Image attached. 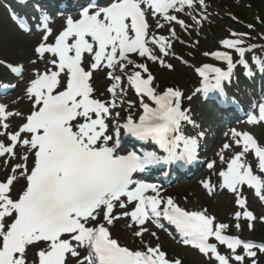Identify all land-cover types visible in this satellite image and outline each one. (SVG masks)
Returning a JSON list of instances; mask_svg holds the SVG:
<instances>
[{
  "label": "snow or ice",
  "instance_id": "obj_1",
  "mask_svg": "<svg viewBox=\"0 0 264 264\" xmlns=\"http://www.w3.org/2000/svg\"><path fill=\"white\" fill-rule=\"evenodd\" d=\"M197 5L205 10L208 7L205 0H108L102 7H82L78 17L66 16L55 35L51 26L54 17L46 9H39L35 27L43 34L33 48L35 59L30 63L44 62L45 68L33 69L34 78H30L24 93L32 101L33 110L24 117L0 103V135L9 141L0 142V157H16L18 145L25 150L21 157L24 162L16 163L11 175L0 181V264H182L180 259H169L158 244L144 249L121 245L110 231L121 217L130 218L129 227L140 226L135 236L143 237L149 231L144 227L148 221L163 229L162 221L166 220L175 226L184 244L210 259L214 257L217 264H231L233 258L237 264H246L247 258L257 264L258 252L264 253V243L225 235L229 225L214 224L215 217L207 215V209L188 211L171 196L164 197L159 185L135 178L152 166L191 162L197 157L198 140L183 131L185 124L196 126L191 110L184 107L185 99L191 101L193 97H185L179 88L157 91L147 63L133 58L135 55L173 69L157 55V51L164 56L174 55L172 42L151 31L149 17H160L167 24L175 22L187 30L189 26L176 13L186 8L195 11ZM187 14L192 16L191 11ZM12 18L21 29L32 31L25 18L15 13ZM192 19L199 24L207 16L201 13L200 19ZM156 27L163 28L164 23L157 20ZM170 32L176 36L174 28ZM246 37L247 33L232 32L230 38L220 41L225 49L238 53V62L229 51L204 53L226 62L227 70L211 64L196 69L202 78L196 93L206 98L214 94L226 104L235 103L226 89L233 82L235 69L239 65L249 76L255 75L247 56L255 46H245ZM253 59L259 73L264 74V59ZM0 65L18 81L26 72L19 62L0 61ZM105 69L106 77L113 81L107 88L110 101L94 96L93 73ZM122 75L127 76L129 86L139 96L143 111L137 118L129 115L110 132V118L120 115L113 109L125 91ZM17 86L0 80V90L5 93ZM119 103L125 101L120 99ZM128 103L131 107L132 102ZM257 107L258 114L249 115V124L264 123V102ZM10 117L24 120L18 131L9 132ZM121 129L137 141L154 142L166 155L135 148L118 154ZM231 137L232 143H225L219 153L221 161L225 162L224 150L233 144L241 150L219 172V185L204 181L203 187L209 195L217 187L234 194L236 204L244 209L235 213L236 220L256 221L254 213L247 210L243 190H254L255 196L264 201V146L248 131L232 129ZM249 155H253L260 174L249 163ZM214 166L215 161L208 164L209 168ZM18 177H23L24 185L14 195ZM129 205L130 211L114 215L117 206L128 209ZM235 226L241 227L239 223ZM150 235L156 237L155 232ZM211 238L226 245L231 255L221 254Z\"/></svg>",
  "mask_w": 264,
  "mask_h": 264
},
{
  "label": "rangeland",
  "instance_id": "obj_2",
  "mask_svg": "<svg viewBox=\"0 0 264 264\" xmlns=\"http://www.w3.org/2000/svg\"><path fill=\"white\" fill-rule=\"evenodd\" d=\"M205 3L208 5L206 10L197 5L195 11L186 8L185 12L176 13L179 18L184 20L189 26L187 30L176 23H173L166 28H155L156 25L152 27V30H154L158 36L164 35L171 40L173 45L171 51L174 55L171 54V56H164V59L174 66L173 69L162 67L158 62H152L150 60L146 61L150 63V71L155 77L154 86L157 87V91L161 92L168 87H173L182 90L185 97H193L191 101L185 99L184 105L186 109L191 110L193 119L196 122L195 127L191 124H187V127H189L188 131L191 135H193V137L200 136L202 133L203 136L201 141L204 143V147H207L209 144H213L214 146L215 142L218 144L215 149L217 153L215 155V164L217 166L210 169L212 177H216V184L213 182L211 177L205 176L206 178L201 177L200 179L202 182L206 180L210 181L213 185H219L222 182L219 172L226 169V161L241 149L233 144L232 148L224 150L223 155L225 157V162L221 161L219 153H221L222 146L225 143H232L231 130L236 128L232 126H225L219 132L216 130L217 128L211 121L214 106L210 103L204 102V95L202 93H196L195 91L197 88L201 87V79L196 76L194 68L203 64L212 63L221 68L227 69L226 62L218 61L210 55H204V53H211L214 50H223L229 51L234 57L236 52L234 50L225 49L220 41L230 38V33L237 32V30L233 31V29L238 27L239 23L236 22V19L237 17H241L239 14H243V12H246V14L250 17L249 19H244L247 22L260 20L255 24H259L261 27L257 26L253 32L257 39H261L259 34L262 32L260 29H264V23H261L262 18L264 17V0H261L259 6L256 5L255 0H205ZM0 6L6 12L8 21L11 22L9 14L6 11L8 9L5 4L3 5L1 3ZM189 11H191L192 16H195L197 19H200L201 13L206 15L207 19L202 20L201 23L197 24L193 21L192 16L187 14ZM12 26L16 28L14 24H12ZM171 28L175 29V37H172L171 35ZM249 32L250 30L245 33L249 35ZM262 38H264V36H262ZM245 46H249V43H246ZM0 58L13 64L17 62L23 64V62H20L19 59L13 56H6L4 52H2L1 48ZM237 71L238 69L235 70L233 85H235V89L238 88L241 91L243 86L240 83L236 85ZM0 78H5V76H0ZM124 87L125 86H123V88ZM247 90H249V88H247L246 91ZM254 92L252 98L250 99L249 107L254 109L255 113L258 114L257 105L259 102H264V90L261 88L255 90ZM123 96L125 97L126 102L123 107H117L116 112H119L120 115L123 116L134 112H140L139 96L137 94L131 90H125ZM129 101L132 102L131 107L129 106ZM204 112L206 114L203 116ZM212 128L214 132L210 131ZM238 131H248L252 133L264 146V123L260 125H252L249 124L248 121H245L240 127H238ZM210 153H212V150H210L209 154ZM247 159L249 163H252L254 171H256L257 174H260L256 167L254 157L249 155ZM195 179H188V182L191 184L187 187L180 188L181 191L179 192V195L174 193L176 186L169 188L165 194L170 195L179 206L188 211H202L207 209V215L215 217L214 224L223 223L229 225V227L225 229L224 233L237 236L240 239H245L247 241H264V220L260 219V217H264V208L260 207L259 200L255 198L253 190L245 187L243 195L247 199V210L252 211L257 217V220L250 222L241 218V220L237 221L235 213L238 211L242 212L244 209H241L239 205L236 204L235 195L227 190H221L217 187L214 192L216 197L213 202L204 205L198 204V192H203L204 187L203 183L200 184L196 181L197 179ZM237 223L241 225L240 228L235 226ZM249 224H252V227H249ZM124 229V227L121 228L123 234L118 235V238L124 244H127L135 249H144L147 245L156 246L158 244L161 247V250L166 252L169 259H180L182 264H217L214 257L210 259L208 256L201 254L196 248L186 246L183 243L178 244L174 239L164 240L163 237H160V235H156V237L150 235L135 239L134 237L137 236H135L134 233L132 234V237L126 236L125 233H127V230ZM219 249L221 254L225 256L231 255V250L225 248L224 245H220ZM237 251L240 254H244L242 249H238ZM231 263L237 264L234 258ZM246 264H251V258H247Z\"/></svg>",
  "mask_w": 264,
  "mask_h": 264
},
{
  "label": "bare ground",
  "instance_id": "obj_3",
  "mask_svg": "<svg viewBox=\"0 0 264 264\" xmlns=\"http://www.w3.org/2000/svg\"><path fill=\"white\" fill-rule=\"evenodd\" d=\"M44 1V0H42ZM62 1V0H58ZM69 1V0H67ZM80 1V0H79ZM1 2V0H0ZM5 4L8 6L12 7L9 5L5 0H3ZM1 4V3H0ZM13 8V7H12ZM11 9V8H10ZM157 20V19H156ZM155 20V21H156ZM63 18L58 17L55 19L54 24L52 25L53 30H54V35L58 32L59 25L62 23ZM43 33L40 34H34V35H24L20 33L18 30H16L11 22L8 21L6 12L4 9L1 8L0 6V48L2 52L6 56L10 57H15L19 59L20 62H23L24 65H26V72H25V77H23L22 80L19 81V86L20 89L19 91L9 97L5 104L9 106V109L13 112L19 111L20 113L23 114L24 117H26L27 113L31 111L33 108L32 101L28 99L27 97H24V89L23 87L25 86V83L33 76V69L39 68L41 71L44 70L45 68V63L44 62H38L37 64L33 65L30 63V60L35 59V56L33 54V48L37 45V43L41 40V36ZM104 71H96L93 74V87L95 89L96 96L99 98H106L108 96L107 92L105 91L104 87L106 83H109L110 81L104 77ZM9 75V71L6 70L2 65H0V76H7ZM11 77L13 74H10ZM9 78V77H8ZM15 84V82H11ZM21 97H24L21 99ZM230 111L228 114H230L231 118L234 119L236 114L234 112H231V109L228 110ZM24 120L22 117H10L9 118V123H10V128L9 132H14L18 131L19 127L22 125ZM232 123V122H231ZM2 131V130H0ZM25 135V134H22ZM0 142H3L5 144H8L9 141L4 135H0ZM213 149L215 150L218 146L217 143H214ZM213 150V151H214ZM17 156L16 157H0V179L2 178H7L9 175H11V168L16 164V163H23L24 161L21 159V157L24 155V147L22 145L17 146ZM216 151L213 152L212 155H209L210 159L214 160ZM32 162V157L29 155V160H28V166H30ZM202 174L199 175V177H211L213 182L216 184V177H212L211 171L208 169H202L200 172ZM198 177V178H199ZM205 177V178H206ZM18 183L14 184V192L13 194H18L21 188L24 185V179L23 177H18ZM190 182H183L178 185V187H175V194L179 195V192L181 191L180 188L187 187L190 185ZM198 204H207L210 202H213L215 199V194L209 195L207 190L204 189L203 192H198ZM180 199V197H179ZM202 205V207H203ZM130 209V208H128ZM128 209H121L118 206L114 210V215L119 216L122 212L128 211ZM130 218L127 217H121L120 219L114 221V224L111 226V231H112V236L117 237L118 235H122L123 232L121 231V228L124 226L125 230H127V233H125L126 236L132 237L133 233L138 230L140 226L133 224L131 227H129V224H131ZM154 231L156 233H160L158 235H161L164 240H169L170 237L166 234H163L162 232H159L158 230L152 229L149 230L148 232H145L143 237H147L150 235V233ZM135 239H139L142 237H134Z\"/></svg>",
  "mask_w": 264,
  "mask_h": 264
},
{
  "label": "trees",
  "instance_id": "obj_4",
  "mask_svg": "<svg viewBox=\"0 0 264 264\" xmlns=\"http://www.w3.org/2000/svg\"><path fill=\"white\" fill-rule=\"evenodd\" d=\"M255 3H256V5H258L259 6V4L261 3V0H255ZM264 13V12H263ZM241 17V19H249L250 17H249V15H247L246 14V12H243V14H239ZM244 20V21H245ZM249 21V20H248ZM262 21H264V17L262 18ZM250 23H252V24H254V25H256V26H258L259 24H255V23H257L258 21H254V20H252V21H249ZM236 30H237V32H239V33H244V32H246L247 30H249L248 28H245V27H243V25L242 24H238V27L236 28ZM264 31V30H263ZM250 40H252L251 38H250ZM264 233V232H263ZM260 258L262 259V261H261V263H263L264 262V255L262 254L261 256H260Z\"/></svg>",
  "mask_w": 264,
  "mask_h": 264
}]
</instances>
